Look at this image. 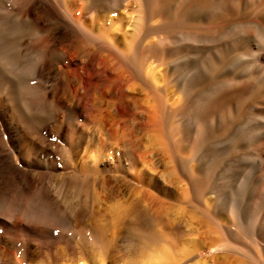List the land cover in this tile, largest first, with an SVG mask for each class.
<instances>
[{
  "label": "bare ground",
  "instance_id": "bare-ground-1",
  "mask_svg": "<svg viewBox=\"0 0 264 264\" xmlns=\"http://www.w3.org/2000/svg\"><path fill=\"white\" fill-rule=\"evenodd\" d=\"M121 8L131 12L128 26L133 27L131 32H123L129 37L123 49L108 34L102 37L94 26L97 20L106 19L121 29L124 16L116 20L110 15ZM156 60L167 65L168 76L161 86L152 67ZM53 73L63 90L81 105L66 107L65 129L58 117L64 107L55 101V89L41 88L42 81ZM170 74L174 76L170 78ZM137 76L146 85L142 88L145 95L154 96L152 103L140 102L129 91V82ZM171 87L183 95L178 114L187 116V134H194L200 145L208 141L196 164L181 166L189 183L187 203L216 225H220L218 215H229L231 224L224 225L222 234L249 242L243 244L245 251L261 245L264 253V143L255 148L259 159L256 175L247 172L250 161L245 156L231 155L257 140L255 131L264 123V117L258 119L248 111L253 105L250 99L238 101L249 90L255 96L264 92V0H0V107L9 118L4 129L0 125V209L4 216H0V227L6 236L36 233L33 227L28 230L21 224L14 229L10 225L13 218L21 217L58 224L80 235L86 232V214L79 217L72 201L81 200L87 208L89 177L72 163L79 155L78 147L88 140L81 136L74 143V139L77 120L92 112L97 115L100 108L87 101L86 107L82 98L88 99L94 92L110 97L117 122L127 135L134 133L128 122L138 110L147 115L141 128L162 133L165 123L177 114L167 96ZM220 118L224 132L218 138L209 126ZM40 130L45 134H39ZM49 133L57 136L58 159L46 162L43 156L50 154L53 144ZM98 133L102 142L101 126ZM214 135L216 139L209 141ZM167 137L171 157L179 158L176 142L181 138L175 140L169 129ZM128 142L132 145L130 138ZM16 152L31 155L25 164L44 170L30 174L15 163ZM58 160L72 172L55 182L47 169ZM10 183L14 194L5 190ZM24 190L30 192L28 204L22 209L11 207L10 202ZM150 197L153 209L155 201ZM137 233L149 244L159 240L153 229H138ZM16 244L9 247L11 253L0 249V264H7L10 258L11 264H19V259L34 257L37 248L29 254V244L22 248ZM17 251L20 255L16 257Z\"/></svg>",
  "mask_w": 264,
  "mask_h": 264
},
{
  "label": "rangeland",
  "instance_id": "rangeland-1",
  "mask_svg": "<svg viewBox=\"0 0 264 264\" xmlns=\"http://www.w3.org/2000/svg\"><path fill=\"white\" fill-rule=\"evenodd\" d=\"M122 9L110 15H113L116 20L124 16L123 29H118L117 24H111L110 20L106 19L105 21L97 20L94 26L95 31L102 37L108 34L109 37H113L118 47L123 49L125 42L129 39L123 32L127 29L131 32L133 27L128 26L131 12L126 9L122 11ZM159 19L156 18V21ZM175 58L176 56H173L172 61ZM152 67L157 84L161 86L168 76L167 65L156 60ZM172 68L169 69V73L173 71ZM173 76L170 74L169 77ZM58 82L59 79L53 73L48 81H42L41 88L55 89L54 99L64 107L58 117L62 128L65 129L67 127L66 107L80 108L81 105L72 98L70 93L63 90ZM129 83V91L133 92L140 102L143 100L153 102L154 96H146L145 91L142 90L146 85L141 76L133 78ZM168 93L169 103H172L170 108L177 109V114L174 116L175 113H173L172 118L165 123L163 132L157 133L141 128V123L147 119V115L138 110L135 118L129 119L128 122L134 129L133 135H127L117 122L116 110L110 97H101L94 92L88 99L82 98L83 105L86 106L84 103L86 101L88 104H96L100 108L98 113L101 114L95 115L92 112L87 116H81L77 120L78 132L74 139V143H77L81 136L88 140L87 145L83 143L80 148L78 147L79 155L72 163L74 168L84 169L89 177L90 191L86 200L87 208L82 206L81 200L72 201V209L79 217L86 214L88 219L86 232L80 235L63 229L58 224L32 222L22 217L13 218L10 225L14 229L23 224L28 230L33 227L36 233L33 235L29 231L25 236L14 233V235L11 234V238H8L3 232L4 229L0 227V249L4 248L5 254L11 253L9 247L14 242H17L16 245L20 248L29 244V254L37 248L34 257L22 261L19 259V264H263L264 253L261 245L253 246L254 251H250L249 248L245 251L244 245L249 242L227 239V236L222 234L226 231L224 225L231 224L228 220L229 215L228 217L227 214L226 216L218 215L217 221L220 225H216L209 219L206 220L199 209L190 202L187 203L185 188H189V183L181 166L183 164L186 166V163L196 164L206 149L208 141L204 140L200 145L194 134H190L191 136L187 134V116L178 114L183 95L181 91H175L173 87L168 89ZM244 99L252 101L253 105L248 106L249 112L256 113L258 119L264 117V92L255 96L252 90H249L242 94L238 101H245ZM130 107L135 109L134 103H130ZM2 112L4 108L0 107V125L3 124L1 128L4 129L9 123V118L4 117ZM223 123L224 120L220 118L217 124L209 126L214 129V134L218 138V135L224 132ZM99 126L102 127V142L99 141ZM168 129L175 140L181 138V141L176 142L179 147L177 149L179 158L171 157L172 146L167 137ZM255 133L258 136L257 140L250 141L248 145L237 148L231 153V155H243L250 161L247 172L251 175L259 172V159L255 148L263 147L264 123ZM39 134H45V131L40 130ZM49 134L47 136L53 144L50 145V154L43 156L46 162L57 157L54 148L57 136L54 133ZM4 135L7 137L6 134ZM215 135L210 137L209 141L215 140ZM34 137L36 139L37 136L34 135ZM129 138L132 145L128 142ZM142 153L143 155H140ZM29 158H32L31 155L22 156L19 152L15 153V163L30 174L44 170L25 164ZM59 160L55 163V167L47 169L55 182L61 176L72 172L71 169L64 168ZM218 160L220 162L221 158ZM10 182L12 183V179ZM11 183L10 188L5 190L9 194H14ZM151 195L155 201L153 209H151ZM16 196L17 199L10 202V206L22 209L29 202L30 192L24 190ZM66 196L70 197L69 191H66ZM221 211L222 214L226 213L225 210ZM0 216L4 217L2 209H0ZM134 225L137 226L132 230ZM138 229H153L159 240L155 244L146 243L139 237ZM61 230L62 236H59ZM66 241L71 243V248H68ZM19 255L20 252L17 251L16 257ZM11 263L12 258L7 260V264Z\"/></svg>",
  "mask_w": 264,
  "mask_h": 264
}]
</instances>
